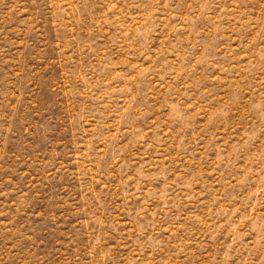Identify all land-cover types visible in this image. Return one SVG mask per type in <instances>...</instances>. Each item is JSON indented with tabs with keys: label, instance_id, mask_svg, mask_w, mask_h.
<instances>
[{
	"label": "rangeland",
	"instance_id": "rangeland-1",
	"mask_svg": "<svg viewBox=\"0 0 264 264\" xmlns=\"http://www.w3.org/2000/svg\"><path fill=\"white\" fill-rule=\"evenodd\" d=\"M0 264H264V0H0Z\"/></svg>",
	"mask_w": 264,
	"mask_h": 264
}]
</instances>
